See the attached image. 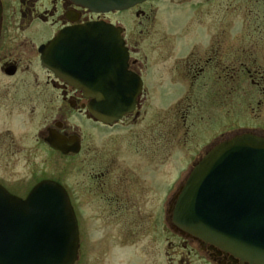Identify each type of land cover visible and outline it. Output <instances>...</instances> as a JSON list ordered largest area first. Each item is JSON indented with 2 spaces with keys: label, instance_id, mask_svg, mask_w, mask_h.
<instances>
[{
  "label": "flooded vegetation",
  "instance_id": "obj_1",
  "mask_svg": "<svg viewBox=\"0 0 264 264\" xmlns=\"http://www.w3.org/2000/svg\"><path fill=\"white\" fill-rule=\"evenodd\" d=\"M156 1L145 0L121 11L99 12L73 0H0V121L5 109L12 117L22 114L28 122L41 121L36 143L29 152L39 147L48 156L41 161L45 168L34 177L31 187L40 180L52 179L66 189L71 203L105 205L111 217H118L119 213H124L122 210L130 211L132 200H145L147 192L143 194V191L151 185L148 181L139 180L137 169L117 166L113 158L104 162L105 156H111L110 151L105 152L89 140L94 135L99 139V131L110 130L126 120L131 119V123L135 124L140 119L141 107L147 102V92L156 90L157 86L164 89L163 99L167 101L160 100L161 105L171 102L170 106L176 107L171 113L177 118L173 132L183 127L184 134L189 135L194 120L209 124L207 132L199 133L207 141L200 146L202 152L198 155H202L192 159V168L223 141L242 134L264 137V0H240L239 8L232 7L227 0H220L217 5L225 14L219 33L214 34H211V8L208 7L213 0H194V4L193 0H170L174 6H189L193 12V34L187 41L181 39L178 33L160 29L157 21L160 9L156 15L157 8H153ZM159 1L166 3L168 0ZM187 2L191 4L185 5ZM229 8L233 11L241 9L253 23L243 22L238 33H229L228 23L225 24ZM116 17L122 23L116 21ZM85 24H103L121 29L128 54L126 69L140 82L134 109L109 124L91 116L88 106L92 98L71 82L70 75L64 78L52 69L57 63L52 59L55 47L50 46L46 52L49 66L43 65L41 59L40 49L53 41L61 30ZM144 40L149 47L141 51L139 44ZM154 43L158 44L155 51ZM183 46L188 50L178 52ZM150 74L154 78L150 83L153 88L146 80ZM164 74L168 75L164 78ZM155 100L157 102L159 98ZM16 104H22V109ZM155 114L158 136L154 145L158 154L162 149V131L165 114L168 113L159 110ZM143 128L146 133L142 136L147 139V128ZM10 134L9 130L0 132V156L4 158L0 186L11 195L25 197L31 187L28 190L20 188L14 177L21 149ZM51 135L64 139L69 151L63 153L52 148L47 142ZM111 139L115 143L113 135H109L108 140ZM72 148L76 151L73 152ZM52 157H56L59 167L49 172L46 167L53 162ZM75 158L79 177L75 186L76 199L73 189L64 183ZM183 185L181 183L170 197L167 211L172 231L181 238V247L189 246V251L181 253L179 261L191 264L190 257L199 254L215 264H249L174 227L172 213ZM149 193L151 200L155 198L157 203L160 200V210H157L161 217L163 195L157 191L155 195ZM101 211L103 209L95 210L98 213Z\"/></svg>",
  "mask_w": 264,
  "mask_h": 264
},
{
  "label": "water",
  "instance_id": "obj_2",
  "mask_svg": "<svg viewBox=\"0 0 264 264\" xmlns=\"http://www.w3.org/2000/svg\"><path fill=\"white\" fill-rule=\"evenodd\" d=\"M93 11L124 10L144 0H73ZM52 69L92 98L91 116L109 124L134 109L140 82L127 71L121 29L85 24L61 30ZM53 51V50H52ZM47 142L67 153L66 141ZM73 152L76 148L71 149ZM177 230L201 238L249 264H264V137L237 135L213 147L192 169L172 213ZM78 226L65 189L52 180L25 198L0 186V264H74Z\"/></svg>",
  "mask_w": 264,
  "mask_h": 264
},
{
  "label": "rangeland",
  "instance_id": "obj_3",
  "mask_svg": "<svg viewBox=\"0 0 264 264\" xmlns=\"http://www.w3.org/2000/svg\"><path fill=\"white\" fill-rule=\"evenodd\" d=\"M219 1L213 0L208 6L211 8V34L219 33L222 16L225 14L217 5ZM227 1L232 3V7H238L241 3L240 0ZM161 2L158 0L153 6L154 9L157 8L156 15L160 9L157 17L160 29L178 33L184 41L189 40L193 34L191 29V26H193V12L191 8L189 6H174L170 0L166 3ZM194 3L196 1L193 0L192 4ZM187 4L190 5L191 3H185V5ZM116 21L122 23L119 17H116ZM243 22L253 23L241 9L233 11L232 8H229L225 17V24L228 23L229 33H238ZM122 26H124V23ZM141 42L139 47L141 51H145L149 47L148 42L147 40ZM153 45L155 51L158 44L155 45L154 43ZM187 50L183 46L178 52L185 53ZM167 75L164 74V78ZM152 79L154 78L151 74L148 75V79L146 78L148 86L151 88H153L150 84ZM158 88L157 86L156 90L147 92V102L141 107L140 119L135 124L131 123V119L126 120L110 130L99 131V139L94 135L89 140L91 144L103 148L105 152L110 151L111 156H105L104 162L113 158L117 166H125L129 170L133 168L134 171L137 169L139 180L148 181L151 186H146L143 191V194L147 192L146 199L143 197L145 200L142 199L138 202L132 200L131 210H122L124 213H119L118 217L109 216L108 208L102 204L94 202L72 203L78 220L80 237V248H78L77 259L74 264H186L179 260L181 253L186 254L189 251V246L187 248L181 247V238L172 231L170 216L167 211L170 197L177 191L179 185L184 183L192 170V164L194 163L191 162L192 159L194 157L198 159L202 155H198L199 152H202L200 146L206 143L207 140L205 141L200 135L208 131L209 124L194 120L189 135L184 134L183 127L173 132L174 127L177 126V118L175 114L171 113L176 107L170 106L171 102L170 104H164V106L161 105L165 101L163 99L164 89ZM156 97L159 98L157 102ZM5 104H7L6 100ZM20 105L17 107L22 109ZM159 110L168 114H165L166 121L162 131V149L157 154L154 145L155 138L158 136L155 112ZM21 115L15 114L12 117V115L6 113L5 109L3 120L0 121V132L6 133V130H9L10 135L19 143L21 151L17 156L18 161L14 177L17 179L20 188L28 190L34 183V177L45 168L41 161L47 159L48 156L47 152L39 147L34 152H29L30 149L34 148L36 133L42 122L37 120L28 122L27 118ZM189 121H191V118ZM189 121H186V124L189 125ZM144 126H146L148 132L147 139L142 136L146 133ZM109 135L116 138L115 143L112 139L108 140ZM52 160L53 162H50L49 166L46 167L49 172H52L55 167L56 169L59 167L56 157H52ZM76 162L75 158L71 164V173L64 180V183L73 189L75 199L77 197L75 186L79 179L76 173ZM156 165H158V168L155 167ZM143 168L145 169L143 170ZM1 169H4V158L0 156V171ZM148 191L153 192V194L157 191V193L163 195L161 217H159L157 210H160V200L158 203L154 200L155 198L151 200ZM81 208H84V211L80 212ZM97 209H103L99 212L101 214L99 219V213L95 212ZM125 213H127L126 216ZM190 263L215 264L200 257L199 254L190 257Z\"/></svg>",
  "mask_w": 264,
  "mask_h": 264
}]
</instances>
